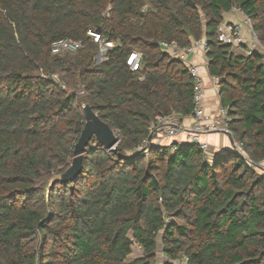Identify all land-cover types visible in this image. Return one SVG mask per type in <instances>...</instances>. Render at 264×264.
<instances>
[{
  "label": "trees",
  "instance_id": "1",
  "mask_svg": "<svg viewBox=\"0 0 264 264\" xmlns=\"http://www.w3.org/2000/svg\"><path fill=\"white\" fill-rule=\"evenodd\" d=\"M234 5L264 42V0H0V264H158L160 236L167 264H264V170L247 160L264 157V56L219 40ZM98 28L113 42L100 61ZM203 37L245 156L153 142L158 116L194 107L187 66L160 42ZM65 38L84 46L53 53ZM85 105L119 142L93 137L77 179L53 180Z\"/></svg>",
  "mask_w": 264,
  "mask_h": 264
},
{
  "label": "built area",
  "instance_id": "2",
  "mask_svg": "<svg viewBox=\"0 0 264 264\" xmlns=\"http://www.w3.org/2000/svg\"><path fill=\"white\" fill-rule=\"evenodd\" d=\"M234 14L239 16V20H231L226 15ZM219 40L225 44L235 46H244L245 55L261 53L264 56V42L256 32L252 20L242 11V9L234 5L232 9L225 14V19L219 26ZM90 38L99 44V54L97 61L105 56L107 49L113 46V42L105 40L100 30L90 29L88 31ZM208 40L203 37L194 40L190 45L182 47L176 41H162L160 47L173 58L182 61L188 68L194 80L193 102L194 107L190 115L182 116L178 113H170L168 115L158 116L156 121L150 125V132L153 135V142L161 144L165 139L178 138L182 134L185 135L184 142H190L198 146L204 157H208L209 144L203 139L207 134L219 132L225 133L232 137L230 123L232 116L229 108L221 102V77L219 75H209L212 89L217 96V102L214 108L208 110L206 104V82L203 69L208 70L209 58L207 56ZM84 46L82 39L73 40L70 38L60 39L53 43V53L63 51H75ZM142 54L140 52H132L127 64L132 70L140 68ZM233 139V137H232ZM233 150L239 155L245 156L242 150V143L233 139ZM248 162L264 170V157L255 162L247 158ZM138 249L141 246H137ZM175 264H188V257L185 254L175 261Z\"/></svg>",
  "mask_w": 264,
  "mask_h": 264
},
{
  "label": "water",
  "instance_id": "3",
  "mask_svg": "<svg viewBox=\"0 0 264 264\" xmlns=\"http://www.w3.org/2000/svg\"><path fill=\"white\" fill-rule=\"evenodd\" d=\"M84 113L86 123L75 145L72 163L63 173L55 175L53 180L69 182L77 179L82 171L83 156L87 153V146L93 137L109 150L115 149L119 142L117 132L103 121L90 105L84 106Z\"/></svg>",
  "mask_w": 264,
  "mask_h": 264
},
{
  "label": "crops",
  "instance_id": "4",
  "mask_svg": "<svg viewBox=\"0 0 264 264\" xmlns=\"http://www.w3.org/2000/svg\"><path fill=\"white\" fill-rule=\"evenodd\" d=\"M226 17H229L231 20H239V16L234 15V14H227ZM233 51L245 55V47L244 46H235L233 47ZM203 73L205 75V82H206V104L208 107V110H211L214 108L215 103L217 102V96L215 92L212 89V83L209 77V72L208 70L203 69ZM205 141H207L210 145V152L212 155L220 154L226 151H231L233 150V139L230 135L225 134V133H219V132H214L207 134L203 137ZM185 141V135L182 134L178 138H168L165 139L162 143L167 142V143H172V142H184ZM165 143V144H167Z\"/></svg>",
  "mask_w": 264,
  "mask_h": 264
},
{
  "label": "rangeland",
  "instance_id": "5",
  "mask_svg": "<svg viewBox=\"0 0 264 264\" xmlns=\"http://www.w3.org/2000/svg\"><path fill=\"white\" fill-rule=\"evenodd\" d=\"M167 142H164V143H161V144H165ZM169 144V143H167ZM209 144V143H208ZM210 147V145H209ZM208 157V160H212L213 159V156L212 153L210 152V148H209V154L207 155ZM52 179L50 180V183H51ZM158 264H167V263H171V261L168 259V257H166L164 254H163V251H162V238L161 236L158 238Z\"/></svg>",
  "mask_w": 264,
  "mask_h": 264
}]
</instances>
